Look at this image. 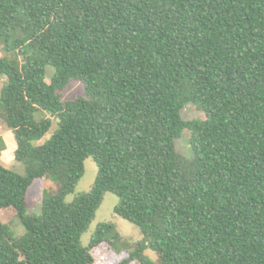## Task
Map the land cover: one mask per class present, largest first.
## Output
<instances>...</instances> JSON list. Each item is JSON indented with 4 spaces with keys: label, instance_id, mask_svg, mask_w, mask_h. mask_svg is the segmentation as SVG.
<instances>
[{
    "label": "trees",
    "instance_id": "16d2710c",
    "mask_svg": "<svg viewBox=\"0 0 264 264\" xmlns=\"http://www.w3.org/2000/svg\"><path fill=\"white\" fill-rule=\"evenodd\" d=\"M1 45L0 119L26 172L0 163V214L25 227L0 221V264H96L105 245L128 252L117 264H264V0H0ZM74 80L85 94L64 100ZM89 157L95 184L67 202ZM107 192L134 249L112 222L81 244Z\"/></svg>",
    "mask_w": 264,
    "mask_h": 264
},
{
    "label": "rangeland",
    "instance_id": "374dc122",
    "mask_svg": "<svg viewBox=\"0 0 264 264\" xmlns=\"http://www.w3.org/2000/svg\"><path fill=\"white\" fill-rule=\"evenodd\" d=\"M0 56L13 57V54L8 53L1 45ZM54 71H55L54 68L48 67V72H47L48 81H50L51 77L54 74ZM6 82H7L6 76L0 77V94ZM61 93H62V98L64 100H70L77 95L85 94V85L81 81L74 80ZM182 116L186 120L206 119V114L193 103H189L185 106L182 112ZM44 117H50V115L44 111H41L38 114V118L40 119ZM52 119H53L52 129L43 138L41 143H47L49 140H51L52 136L58 129V120L56 118H52ZM190 137H191L190 130H186L184 134L177 140L178 150L187 157L193 156V149L190 144ZM39 144H40L39 142H35V145H39ZM16 149H17V141L14 132L8 127V125L4 120L0 119V163L9 169L15 170L20 174H25L26 168L24 164L18 162L15 158ZM97 175H98L97 163L94 161L93 158L91 157L87 158L85 160V174L80 180L79 184L77 185L75 191L66 197V201L72 202L78 195L89 192L95 184ZM43 188H44L43 183L42 184L40 183L31 190L29 212L40 213ZM118 203H119V197L116 194L112 192H107L104 195L102 204L97 210L93 222L89 226V229L81 237V244L83 247L89 246L93 234L97 229V226L102 222L114 223L116 228L125 238L124 243H126L130 249H134L136 247V243L143 238V234L137 225L133 224L127 219L116 214L115 208L118 205ZM0 221L10 223L12 230L18 236L22 235L25 232V227L22 224L21 220L16 218L11 211H7L0 214ZM97 252L99 253V255L96 256V264H117L129 256L128 252L126 251L120 253L118 256L116 255L112 256L111 255L112 252L108 245L103 246V248H100L99 250H97ZM146 253L151 260H156L157 258L156 252H154L151 249H147ZM108 257H109V261L103 262L104 260H107Z\"/></svg>",
    "mask_w": 264,
    "mask_h": 264
}]
</instances>
